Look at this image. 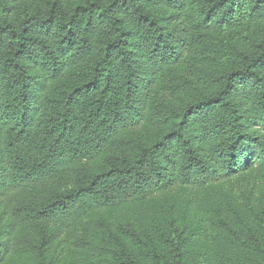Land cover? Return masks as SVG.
<instances>
[{
    "label": "trees",
    "instance_id": "1",
    "mask_svg": "<svg viewBox=\"0 0 264 264\" xmlns=\"http://www.w3.org/2000/svg\"><path fill=\"white\" fill-rule=\"evenodd\" d=\"M0 264H264V0H0Z\"/></svg>",
    "mask_w": 264,
    "mask_h": 264
}]
</instances>
